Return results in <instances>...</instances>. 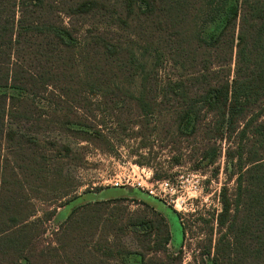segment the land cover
I'll return each instance as SVG.
<instances>
[{
    "label": "trees",
    "instance_id": "1",
    "mask_svg": "<svg viewBox=\"0 0 264 264\" xmlns=\"http://www.w3.org/2000/svg\"><path fill=\"white\" fill-rule=\"evenodd\" d=\"M215 1L0 0V89L23 92L0 91V264H182L144 199L132 210L118 197L77 204L44 242L32 200L49 175L50 189L64 188L62 163L80 165L83 148L52 141L47 157L42 130L102 150L111 130L143 150L200 133V163L218 156L211 139L226 141L236 184L221 192L218 235L197 264H264V0L229 4L205 38L199 20ZM133 253L138 262L123 258Z\"/></svg>",
    "mask_w": 264,
    "mask_h": 264
},
{
    "label": "rangeland",
    "instance_id": "2",
    "mask_svg": "<svg viewBox=\"0 0 264 264\" xmlns=\"http://www.w3.org/2000/svg\"><path fill=\"white\" fill-rule=\"evenodd\" d=\"M215 2L218 8H215L210 20H199L201 34L205 38L219 31L225 20L227 6L238 3L237 0ZM0 91L23 94L20 90L10 88ZM34 100L39 107L52 109L43 97ZM204 121L207 123L209 119ZM108 123L106 121L107 127ZM111 132V146L104 150L85 142H77L76 145V142L54 130L37 132L40 151L47 157L55 148L52 141L62 142L71 148H83L78 151L83 157L80 165L62 163L64 178L57 179V183H64V188L56 185V190L50 189L49 175L47 187L37 190L36 198L32 200L36 211L30 219L41 220L42 239L44 242L53 240V231L59 228L77 204L118 197L122 199L118 204L120 207L127 205L132 210L140 209L141 199H144L167 220L170 230L168 251L175 253L181 249L182 264H197L208 238L214 243L218 235L215 231V217L221 211V192L223 188L232 192L236 184L238 168L233 167L226 158L227 142L218 138L211 139L209 143L217 148L218 156L212 163H200V152L205 143L201 141L200 133L195 138L182 136L175 143L167 142V147H164L165 138L162 143L148 142L149 147L143 150L139 148L138 140L123 137L115 130V133L113 130ZM173 158H178L179 162H174ZM51 162L48 160L46 164L52 170L54 163ZM66 188L69 194L62 196ZM146 193L149 196L143 195ZM49 212L53 215L47 219ZM210 228H213L212 232ZM124 241L131 249L135 246L129 233ZM123 258L128 262L139 261L138 255L134 253ZM203 259L206 264H210V255H204Z\"/></svg>",
    "mask_w": 264,
    "mask_h": 264
}]
</instances>
